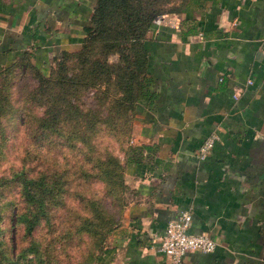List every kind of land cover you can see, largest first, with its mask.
Masks as SVG:
<instances>
[{"label":"crops","instance_id":"0c3cea01","mask_svg":"<svg viewBox=\"0 0 264 264\" xmlns=\"http://www.w3.org/2000/svg\"><path fill=\"white\" fill-rule=\"evenodd\" d=\"M93 3L0 0V74L25 57L43 70L62 50L77 49ZM144 46L145 83L128 142L139 161L124 166L133 197L112 258L168 264L159 238L166 221L188 209L187 230L216 245L185 252L182 264H264V0L188 6L177 28L151 25ZM211 132L212 147L196 159Z\"/></svg>","mask_w":264,"mask_h":264},{"label":"rangeland","instance_id":"374dc122","mask_svg":"<svg viewBox=\"0 0 264 264\" xmlns=\"http://www.w3.org/2000/svg\"><path fill=\"white\" fill-rule=\"evenodd\" d=\"M204 2L156 0L162 11L178 13ZM79 47L64 59L65 76L54 73L53 59L43 70L24 62L0 74V264H35L32 249L24 250L32 240L39 264H97L95 254L114 244L133 197L121 169L130 109L113 75L85 82L88 61L76 58ZM88 49L89 60L98 56L97 43ZM24 179L32 181L27 193ZM26 195L54 200L29 229ZM117 258L107 264H121Z\"/></svg>","mask_w":264,"mask_h":264},{"label":"trees","instance_id":"16d2710c","mask_svg":"<svg viewBox=\"0 0 264 264\" xmlns=\"http://www.w3.org/2000/svg\"><path fill=\"white\" fill-rule=\"evenodd\" d=\"M188 6L191 5L186 4L183 8ZM162 12L164 11L156 4V0H94L89 18L90 25L84 26L85 34L82 37L79 49L75 51L76 58L80 56L81 61H88V67L86 68L88 76L85 79L87 84H96L99 80H107L113 75L114 83L121 91L120 99L126 102L131 117L134 103L145 83L147 64V51L144 46L145 35L151 27V18ZM93 43L98 44V56L89 60L88 47ZM67 54L68 51L62 50L58 56L53 57L54 73L66 75L64 59ZM25 58L26 60L20 63L30 64L28 57ZM31 65L34 69H38L36 65ZM14 66L16 65H11L10 69ZM10 69L4 72H8ZM37 75L41 77L38 72ZM137 150L138 146H129V144L124 146L121 162L122 172H124L125 163L129 160L139 161L137 156L133 157ZM29 183H32V181L24 179L22 193L29 192ZM32 195L34 196V193ZM53 201V198L34 200L26 195L25 208L30 211L32 218L25 219V228L29 229L35 221L37 222L41 216L45 215ZM117 223L118 219L114 220L111 228H109V224L104 234L114 231L115 227L118 226ZM35 243V240H32L30 244L24 247V250L32 249L34 252L32 258H34V261L36 259L35 264H39L37 261L39 255ZM113 247H115V244L103 249L100 248L94 256L95 262L97 264H107L113 257ZM32 258L29 257V260Z\"/></svg>","mask_w":264,"mask_h":264},{"label":"built area","instance_id":"2783aa9c","mask_svg":"<svg viewBox=\"0 0 264 264\" xmlns=\"http://www.w3.org/2000/svg\"><path fill=\"white\" fill-rule=\"evenodd\" d=\"M180 13L164 11L156 14L150 20L152 26H168L177 28ZM216 139L211 132L205 136L194 150L196 159H203ZM190 223V211L183 209L166 221L164 231L159 238L158 249L168 261V264H182V256L187 251L207 252L214 249L216 241L206 232H190L187 230Z\"/></svg>","mask_w":264,"mask_h":264},{"label":"water","instance_id":"95a60500","mask_svg":"<svg viewBox=\"0 0 264 264\" xmlns=\"http://www.w3.org/2000/svg\"><path fill=\"white\" fill-rule=\"evenodd\" d=\"M115 57V56H114Z\"/></svg>","mask_w":264,"mask_h":264}]
</instances>
